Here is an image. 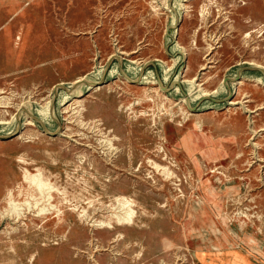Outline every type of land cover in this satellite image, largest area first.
Masks as SVG:
<instances>
[{
  "label": "rangeland",
  "instance_id": "1",
  "mask_svg": "<svg viewBox=\"0 0 264 264\" xmlns=\"http://www.w3.org/2000/svg\"><path fill=\"white\" fill-rule=\"evenodd\" d=\"M0 102V264H264V0H0Z\"/></svg>",
  "mask_w": 264,
  "mask_h": 264
},
{
  "label": "bare ground",
  "instance_id": "2",
  "mask_svg": "<svg viewBox=\"0 0 264 264\" xmlns=\"http://www.w3.org/2000/svg\"><path fill=\"white\" fill-rule=\"evenodd\" d=\"M202 14H203V20H206L205 19V17H206V15L204 14V10H202ZM220 17V16H219ZM213 49V48H212ZM122 53H125V52H122ZM125 54H127V53H125ZM133 63L135 62V61H132ZM253 63V62H252ZM251 65H253V64H251ZM259 66V65H258ZM203 69H204V66H203ZM80 81V80H79ZM187 82H189V83H192L193 82V80L191 81H189V80H187ZM243 83L241 82V85H242ZM201 85V84H200ZM199 85V86H200ZM204 89V88H203ZM95 90L97 91V92H99V91H101L102 90V87H101V85L100 86H98V87H96L95 88ZM148 90V89H147ZM200 90H202V89H200ZM149 91V90H148ZM202 92H206V94H205V96H210L211 94L209 93V91L208 90H203ZM215 93V92H214ZM204 94V93H203ZM1 103V102H0ZM79 103H82V100L81 99H79V98H75L74 100H73V103L68 107V108H70L71 106H73V105H76V104H79ZM237 103H239L238 101H232L231 102V105H236ZM4 108V107H3ZM7 108V107H6ZM0 121H2L1 119H0ZM30 121V120H29ZM3 123V121L2 122H0V124H2ZM4 123H6V122H4ZM10 123V122H9ZM27 125H32L30 122L27 124ZM22 134L20 135V136H18V139H22ZM119 201H120V206L121 207H125L127 204H126V201H125V199H122V198H120L119 199ZM129 211L127 212V220L130 222V221H132L133 220V211L131 210V207H129L128 206V208H127Z\"/></svg>",
  "mask_w": 264,
  "mask_h": 264
}]
</instances>
